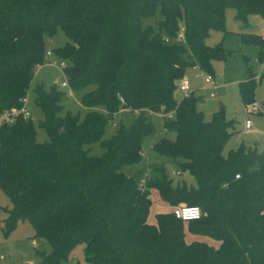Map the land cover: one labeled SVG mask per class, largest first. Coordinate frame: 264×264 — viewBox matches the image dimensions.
Instances as JSON below:
<instances>
[{
	"label": "trees",
	"instance_id": "trees-1",
	"mask_svg": "<svg viewBox=\"0 0 264 264\" xmlns=\"http://www.w3.org/2000/svg\"><path fill=\"white\" fill-rule=\"evenodd\" d=\"M228 7L243 26L251 14L264 17V0H0V115L21 106L45 61L44 37L57 28L69 41L55 53L67 62L69 86L85 90L80 102L88 109L82 118L62 114L63 92L38 84L35 101L48 140L38 142L32 120L22 114L0 121L8 226L22 218L34 238L46 240L50 250L38 251V264H61L77 244L90 264H264V150L241 143L223 155L232 125L223 107L205 119L199 99L176 90L187 67L212 74V62L225 58L221 43L206 39L224 29ZM157 14L155 27L142 23ZM181 31L183 42L175 39ZM241 39L257 45L262 60L264 39L252 32ZM255 86L252 73L239 83L245 105ZM162 107L175 112L163 126L176 139L162 138L153 150L182 159L180 171L194 183L172 186L162 167V179H146L142 190V169L128 176L123 167L140 162L143 138L154 129L147 113ZM119 111L131 112L132 122L103 139ZM92 142L100 143L101 155L84 147ZM152 187L168 205L183 201L201 206L204 215L182 221L162 213L150 224ZM184 223L220 246L187 242Z\"/></svg>",
	"mask_w": 264,
	"mask_h": 264
},
{
	"label": "rangeland",
	"instance_id": "rangeland-1",
	"mask_svg": "<svg viewBox=\"0 0 264 264\" xmlns=\"http://www.w3.org/2000/svg\"><path fill=\"white\" fill-rule=\"evenodd\" d=\"M158 18V14L154 17L143 18L142 23L155 27ZM247 32L257 33L264 39V17L260 14H251L247 18V25L243 26L241 22L236 20L235 10L230 7L225 10L224 29L209 32L206 44L212 46L221 43L227 51L224 59L212 62V75L216 84V88L213 89L214 97L209 96V92L212 90L208 87L203 88L202 77L205 74L203 71L190 66L184 72V76L190 82L191 91L199 99L198 108L202 110L204 118L210 119L215 111L223 107L226 119L232 121L229 128L231 136L223 147V155H226L231 149H236L241 143L256 148L258 151L264 150V113H249V105H245L239 90V83L247 78L248 73H252L256 79L253 101L264 103V77L258 78L264 74V43L262 47L263 57L262 60H259L260 48L241 39V33ZM68 41V37L61 28H57L52 36L45 35V50L49 51L50 55H46L44 63L36 68L27 90L28 118L33 122L38 142H45L48 140V136L46 130L41 126V122L44 120V112L35 101L34 88L36 85H42L45 91L55 87L63 92L61 98L62 114L69 110L82 118L88 111L80 102L85 90H74L69 84L65 87L61 86L62 81H67L63 70V65L67 62L57 56L55 50ZM147 114L153 125V132L143 138L140 162L123 167L124 172L128 176H134L138 170L142 169L143 173L147 174V181H154L162 179L157 171L163 167L172 186H176L178 183L182 185L183 182L187 185L193 184L194 181L188 172L180 171L178 161L182 159L174 160L153 150V145L162 138L174 141L176 133L164 128V117L160 112ZM133 118L134 115L128 111L115 113L106 125L102 138H110L116 132L119 124L129 125ZM246 118H249L252 123L249 131L244 130ZM84 147L95 156L101 155L104 151L99 142H92L84 145ZM150 199L147 221L152 225H157V215L171 214L172 206L162 199L156 187L150 189ZM176 205L188 204L182 201ZM10 207L11 202L7 194L0 189V264L40 263L41 257L38 251L50 250L49 244L42 238H34V228L22 218H17L8 226V209ZM199 207L204 215V209ZM184 226L187 242H203L214 248L220 246L218 240L189 231L186 223ZM83 249V244H77L70 252L67 260H63L61 264H90L84 259Z\"/></svg>",
	"mask_w": 264,
	"mask_h": 264
},
{
	"label": "built area",
	"instance_id": "built-area-1",
	"mask_svg": "<svg viewBox=\"0 0 264 264\" xmlns=\"http://www.w3.org/2000/svg\"><path fill=\"white\" fill-rule=\"evenodd\" d=\"M175 39H176V41H179V42L184 41L182 31L177 35V37ZM165 40L167 41L168 39L165 38ZM49 54H50V52L47 51L46 55H49ZM65 66H66V64L63 65V70H64ZM192 68L199 69L197 65H193ZM65 78H66V76H65ZM202 78H203V84H204L203 88L208 87L210 90H212L209 92V96L214 97L215 93L213 92V89L216 88V84H215L213 75L211 73H205ZM258 78H260V77H258ZM67 85H68L67 81L61 82V86L65 87ZM176 90H177L178 94L181 96H189L190 94H192V91L190 88V82H189L187 77L183 76L179 79L177 86H176ZM26 104H27V96L21 98V106L20 107L12 108L10 111L5 112L4 114L0 115V121L7 118L9 122H12L13 117L17 114H22L25 118H28L29 112H28ZM248 105H249V110H248L249 113H254V112L264 113V103H257L255 101H253V102L249 103ZM163 109H164V107H162L161 110L159 111L163 117L168 118V119H171L174 117V115H175L174 110L165 112ZM134 114H138V111L135 110ZM251 126H252L251 120L249 118H246L245 122H244V130L249 131L251 129ZM237 177H238V175H236V178ZM146 179H147V174L144 172L139 179V186L142 190L145 188ZM172 214L174 215L175 218H177L179 220L190 221V220L198 219L201 216H203V211L197 205H184V206L175 205L172 207Z\"/></svg>",
	"mask_w": 264,
	"mask_h": 264
},
{
	"label": "crops",
	"instance_id": "crops-1",
	"mask_svg": "<svg viewBox=\"0 0 264 264\" xmlns=\"http://www.w3.org/2000/svg\"><path fill=\"white\" fill-rule=\"evenodd\" d=\"M50 55V54H49ZM192 93H193V91H192Z\"/></svg>",
	"mask_w": 264,
	"mask_h": 264
}]
</instances>
